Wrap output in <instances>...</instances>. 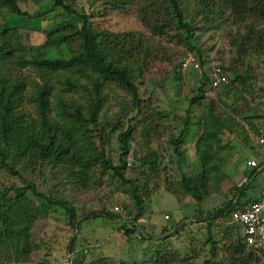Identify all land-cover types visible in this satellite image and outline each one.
Wrapping results in <instances>:
<instances>
[{
	"label": "trees",
	"instance_id": "obj_1",
	"mask_svg": "<svg viewBox=\"0 0 264 264\" xmlns=\"http://www.w3.org/2000/svg\"><path fill=\"white\" fill-rule=\"evenodd\" d=\"M27 1L0 0V16L6 10L19 20H41L39 13L28 14L20 9L19 2ZM47 1L52 10L62 11V19L51 31H40L44 32L43 39L37 46L27 48L21 35L10 27L11 22L0 23V169L17 177L21 183L17 186L0 181V264L28 263L35 247L32 228L36 221L47 216L51 207L57 206L64 211L67 224L73 231L79 229L81 220L98 219V213L116 220V216L105 209L83 211L77 217L73 203L54 199L51 195L53 185L51 189L42 191L34 182L23 178L21 174L26 173H37L43 177L46 171L54 180L56 171L61 169L66 172L70 184L87 194L94 187L90 182L101 184L102 178L109 176L127 187L133 210L130 224L122 225L119 231L128 239L139 236L143 243L147 238L150 243L155 242L143 229L139 230L143 234L137 230L144 214L145 198L150 195L146 186L147 176L158 181L164 172L160 150L157 147L152 149L149 146L152 139H147L156 136L158 141L159 123L153 116L143 115L144 102L139 89L140 80L148 76L156 63V56L149 48L151 37L142 33L116 34L106 29L97 30L92 26L93 15L77 12L69 0ZM102 1L108 5L115 4V0ZM134 2L139 21L153 38L178 39L189 53L196 56L201 68L204 61L196 34L207 33L225 23L232 27L227 33L231 55L228 63L219 66L226 83L217 88L221 90L215 96H208V90L217 89L210 85L211 73H203L195 95L188 101L177 135L168 140V146L180 165L183 158L181 146L192 126L191 113L196 106L201 108L197 123L200 131L195 142L200 170L192 176L181 175L178 181L166 182L164 186V190L171 193L179 204L189 198L198 206L194 211L196 221L209 224L223 221L230 218L233 210L248 205L236 204L231 208L236 196L244 194V184L233 187L231 200L220 208L203 212L199 206L211 194L219 193L225 179L223 169L227 162L226 153L231 147L224 139L225 134H234L237 128L242 129L243 122L251 120L252 116L238 107H231L230 113L225 114L217 106L224 100L239 105L242 101L247 105L245 96L258 83L256 71L249 62L256 59L264 69V0H123L129 5ZM74 46L76 49L72 50ZM64 50L68 53L66 58L46 54V51L58 53ZM184 59L178 65L180 75L183 74ZM25 69L29 76H25ZM224 71L230 75L229 80ZM107 91L118 98L121 95L128 98L131 106L128 110L122 104L123 115L129 112L136 115L130 123L135 122L147 149L138 157L136 165L138 170H142L144 183L135 177L125 176V158L131 151L133 139L130 137L135 126L128 125L122 131L120 122L123 115L113 125L100 124L107 104ZM121 101L119 99V103ZM24 104L31 107V115L22 113ZM117 132L119 155L118 164L114 165L107 157L106 145L109 135ZM169 218L167 216L165 220ZM185 229L194 232L195 221L182 218L162 227L152 257L140 264H261L264 258L263 250L246 246L241 227L231 224L223 232L222 243L206 241L209 257L196 262L194 258L180 256L176 250L163 244L171 234ZM75 240L70 239V254ZM83 259L81 254L76 264H81ZM88 264L105 262L98 260Z\"/></svg>",
	"mask_w": 264,
	"mask_h": 264
},
{
	"label": "rangeland",
	"instance_id": "obj_2",
	"mask_svg": "<svg viewBox=\"0 0 264 264\" xmlns=\"http://www.w3.org/2000/svg\"><path fill=\"white\" fill-rule=\"evenodd\" d=\"M36 1L19 2L18 6L25 13H39L41 20H19L6 10L2 11L0 16V23L11 22L10 27L21 35L22 42L27 48L39 45L44 33H40V31H51L58 26L62 19V11L60 9L52 10L49 1ZM69 2L73 4V9L77 12L93 15L91 16L92 26L97 30L106 29L116 34L125 32L142 33L146 37H151V46L149 48L152 55L156 56V63L148 76L140 80L139 89L144 102L143 115H151L159 123L160 136L157 138L158 141H156V136L147 139H152V142L149 144L152 149L156 150L157 147L160 150L163 157L161 169L164 172L158 181H156V178L147 176L146 186L150 195L145 198L144 214L139 221V229L137 230L140 232L139 230L143 229L147 237H151V240H155V242L150 243L149 238H147L143 243L139 236L136 239H128L119 231L122 225L130 224L129 221L133 215V210L130 208V200L126 193L127 187L111 179L109 176L103 177L101 184L96 183L93 185L92 183L94 182H90V185L94 187H91L93 190L87 194L78 191L74 184H70L66 172L61 171V169L56 171L54 180L48 176L46 171L43 177L38 176L37 173H26L21 174L23 178L34 182L42 191L51 189L53 185L51 195L56 200L73 203L77 211V217H80L83 211L94 210L99 212L101 209H105L106 212L109 211V213L116 216V220H111L107 216L98 213V219L91 217L88 220H81L79 221L81 222L79 229L73 231L67 224L64 211L57 206L51 207L48 210L47 216L36 221L32 228V240L35 247L27 264H76L81 254L84 257L81 264H88L98 260L105 262V264H120L121 262L127 264L137 262L140 264L148 261L150 256L152 257L156 249V239H159L158 234L161 228L177 223L182 218H188V221L194 220L196 230L192 233L189 232V229L173 233L163 244L176 250L180 256L194 258L196 262L208 258L209 246L206 245V241L210 239L212 242L222 243L224 230L231 226L229 222L230 218L210 224L198 222L194 217V211L198 206L194 202L186 198L183 204H179L171 193L164 190V186L167 183L178 181L181 175L192 176L200 170L199 161L195 153V142L200 131L197 123L199 122V115L202 113L201 108L196 106L191 113L192 126L181 146L183 158L180 165L177 164V158L172 154L168 146V140L172 136L177 135L181 121L185 118L188 101L195 95L203 73L209 75L213 69L219 68L221 63H228L231 55L227 39V33L232 28L230 23L222 24L207 33L200 32L196 34L204 61L201 68L196 56L189 53L186 46L178 39L166 37L160 39L153 38L143 28L137 16L136 2L130 5L124 4L123 0H115L114 5L105 4L102 0H69ZM38 30L39 32H36ZM75 49L74 46L72 50ZM46 54L51 57L63 58H66L68 55L66 50L58 53L46 51ZM185 57L195 60L200 68L197 70L189 68L185 74L180 75L178 65ZM249 64L256 71L255 75L257 76L258 83L245 96L248 104H242V101H240L241 105H239L237 102L224 100L223 104H218L217 106L218 110L225 114L230 113L231 107H238L245 109L247 114L252 116L251 120L243 122L242 129L237 128V132L234 134H225L224 139L228 140L231 144L226 153L227 164L235 159L237 149L241 150L245 148L244 144H248L252 140L257 141V143L259 140H262L257 138L264 124V69L256 59L250 60ZM24 72L25 76H29L28 70L25 69ZM225 75L229 80L230 75L226 74V72ZM220 90L221 88L208 91L211 95L214 94L215 96ZM105 95L107 104L103 108L100 118L102 126L106 123L113 125V122L117 121L120 115H123L124 109H122V104L128 110L131 106L128 98L124 95L118 98L109 91ZM119 99L120 101H126L127 105L124 101L119 103ZM22 113L24 115H31V107L24 104L22 106ZM157 113L159 116L156 117ZM135 116L132 112L123 115V119L120 122L122 131L128 125L135 126V122L130 123ZM133 130L130 137V139H133L130 143L131 151L125 158V176L127 178L135 177L140 183H144L142 170H138L136 165L138 157L145 154L147 149L142 143L141 139L143 137L139 136L137 126ZM117 135L118 132L110 134L109 142L106 145L107 157L114 165L118 164L119 155L118 142L116 140ZM258 145L256 147L264 149V144L260 145L258 143ZM240 160H236L235 165H226L224 167L225 179L223 180L221 190L218 194H211L208 199L203 201L199 206L200 210L206 212L220 208L233 196L232 189L238 186L236 183L238 172L235 171V168L240 166ZM263 176L264 173L258 176L256 180H261ZM0 181H3L5 184L21 185L17 177L8 175L1 169ZM155 184H158V186L156 187ZM236 198H239V203H246V194L241 197L237 195ZM117 207H123L124 213L122 215H118L113 211ZM125 207L128 208L127 211ZM166 216L170 218L165 220ZM140 236L142 235L140 234ZM71 238L76 240L70 254L68 245ZM261 264H264V258L261 259Z\"/></svg>",
	"mask_w": 264,
	"mask_h": 264
},
{
	"label": "built area",
	"instance_id": "obj_3",
	"mask_svg": "<svg viewBox=\"0 0 264 264\" xmlns=\"http://www.w3.org/2000/svg\"><path fill=\"white\" fill-rule=\"evenodd\" d=\"M193 68L199 69V65L191 58H185L182 62V73ZM226 83L225 76L220 68L213 69L210 74V85L212 89H217L221 84ZM208 96H213L207 91ZM259 144H263L264 140H259ZM248 167L256 168L254 161L247 163ZM118 215H122L124 211L121 208H114ZM167 219V216L165 217ZM230 224L238 225L242 229L244 243L247 247L264 251V192L259 201L251 203L242 209L233 210L230 214Z\"/></svg>",
	"mask_w": 264,
	"mask_h": 264
},
{
	"label": "crops",
	"instance_id": "obj_4",
	"mask_svg": "<svg viewBox=\"0 0 264 264\" xmlns=\"http://www.w3.org/2000/svg\"><path fill=\"white\" fill-rule=\"evenodd\" d=\"M257 139H264V124L262 126L261 131L259 132V137ZM256 146L259 145L257 141L253 140L252 142L250 141V143L248 144H244L245 148H242L241 150L237 149L235 159L233 161L231 160V163L229 164L226 163L227 166H231L232 164L235 165L236 160L241 159L240 166H237L235 168V171L238 172L236 183L238 184V186H243V184L245 185L243 186V190L244 194H246L247 200L245 201L248 205L259 201L261 195L264 192V176L261 178V180H256L258 176L264 173V149H259ZM252 161L256 163V168L248 167L247 163ZM253 172L254 175H251ZM241 196L242 195L240 194L239 197ZM231 204V208H233L236 206V204L242 206L244 203H239V198H235L231 202Z\"/></svg>",
	"mask_w": 264,
	"mask_h": 264
},
{
	"label": "water",
	"instance_id": "obj_5",
	"mask_svg": "<svg viewBox=\"0 0 264 264\" xmlns=\"http://www.w3.org/2000/svg\"><path fill=\"white\" fill-rule=\"evenodd\" d=\"M142 233V232H141Z\"/></svg>",
	"mask_w": 264,
	"mask_h": 264
}]
</instances>
